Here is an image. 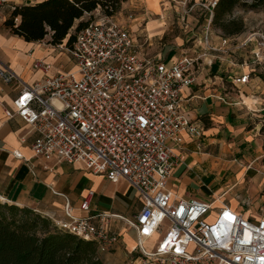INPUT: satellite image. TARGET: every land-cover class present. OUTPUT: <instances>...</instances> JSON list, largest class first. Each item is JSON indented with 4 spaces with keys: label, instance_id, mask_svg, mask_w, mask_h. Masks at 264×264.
I'll return each instance as SVG.
<instances>
[{
    "label": "built area",
    "instance_id": "built-area-1",
    "mask_svg": "<svg viewBox=\"0 0 264 264\" xmlns=\"http://www.w3.org/2000/svg\"><path fill=\"white\" fill-rule=\"evenodd\" d=\"M217 1L209 3L210 17ZM203 41L211 49L207 37ZM250 41L254 59L263 60L264 33L249 35L245 43ZM143 43L102 16L76 31L71 48L56 46L75 72L60 68L27 86L9 68H0V85L20 86L13 106L37 134L31 146L36 157L78 163L111 183L125 181L142 203L132 219L104 213L74 218L67 206L70 221L55 224L92 242L98 255L117 243L109 228L116 219L137 235V264H264V204L259 217H243L224 203V195L183 199L167 189L180 161L173 149L182 143L181 133L197 132L180 103L181 90L194 84L200 58L152 59L142 52ZM33 69L46 72L50 65L36 60ZM91 198L92 192L83 197L81 211L89 210ZM157 235L145 247L143 241Z\"/></svg>",
    "mask_w": 264,
    "mask_h": 264
},
{
    "label": "crops",
    "instance_id": "crops-1",
    "mask_svg": "<svg viewBox=\"0 0 264 264\" xmlns=\"http://www.w3.org/2000/svg\"><path fill=\"white\" fill-rule=\"evenodd\" d=\"M40 1L0 2V68H9L27 86L54 76L60 68L75 71L70 57L59 48L44 40L26 42L5 29L13 6ZM209 1L156 0L157 12L153 13L148 6L152 0H126L110 19L145 41L141 50L147 57L165 61L183 55L200 58L194 84L181 90L180 103L197 132L181 133L182 143L173 149L180 161L169 175L167 189L183 199L211 201L224 195V203L234 212L256 217L244 213L241 205L259 209L264 204V59H254L252 41L233 46L237 38L213 34L210 18L204 24L194 19L197 6L204 7ZM95 16V21L102 18L99 10ZM174 16L180 31L170 26ZM240 49L244 52L236 53ZM36 60L50 69L34 70ZM19 89L17 84L0 85L1 202L31 209L54 223L70 221L64 214L67 206L74 218L104 213L132 219L142 203L125 181L111 183L78 163L34 155L31 146L37 134L16 115L13 106ZM6 111L13 115L7 117ZM88 192L92 198L89 210L83 212L79 205ZM244 192L261 196L249 206L247 200H239ZM109 228L117 234V243L98 258L104 264H137L135 231L116 219L110 220ZM157 238L143 243L151 248Z\"/></svg>",
    "mask_w": 264,
    "mask_h": 264
},
{
    "label": "trees",
    "instance_id": "trees-1",
    "mask_svg": "<svg viewBox=\"0 0 264 264\" xmlns=\"http://www.w3.org/2000/svg\"><path fill=\"white\" fill-rule=\"evenodd\" d=\"M126 0H41L32 5L12 7L4 27L26 42H41L71 48L76 31L92 22L93 12L112 17ZM238 4V0H218L211 23L220 22ZM264 0H254L256 8ZM88 21H83L84 16ZM17 19V21H16ZM240 32L236 27L229 35ZM0 264H104L92 242L78 239L58 227L51 219L31 209L0 201Z\"/></svg>",
    "mask_w": 264,
    "mask_h": 264
},
{
    "label": "rangeland",
    "instance_id": "rangeland-1",
    "mask_svg": "<svg viewBox=\"0 0 264 264\" xmlns=\"http://www.w3.org/2000/svg\"><path fill=\"white\" fill-rule=\"evenodd\" d=\"M213 1L210 0L209 3ZM254 0H238V4L237 6L228 14L224 15L220 22L218 23H211V17L209 12L207 11V8H209V3L208 5H205L204 7L201 5H198V9L194 11V13H192V16L194 17L195 20L198 21L199 24H204L205 20L208 21V19L210 18V30L213 31V34H217L220 36H234L235 38H237L234 42L233 46H237L238 44H240L241 42H244L249 35L253 34V33H264V5L256 7V8H252L250 5L253 3ZM172 4H174V2H171ZM205 4V2H204ZM186 5H188L186 3ZM100 13V12H99ZM101 15V14H100ZM213 15V12H212ZM98 16H95V12H93L92 16L90 17V20L95 21L97 19ZM83 21H88L89 20V16L85 15ZM176 17L174 16L173 18V23L170 26L173 28V30H177L180 31V29L176 28ZM236 27H240V32H238L237 34H233V35H229L226 32H230L231 30L235 29ZM50 36L47 35L44 39L45 43L47 44V42L49 41ZM251 43H254V41H252ZM57 50V49H56ZM65 54H67L65 51H63ZM241 52L243 53L244 50L240 49L239 51H236V53ZM75 72V71H74ZM239 200H247L250 205H252L254 202H256L255 200L259 199V197L261 196L260 193H249V192H244L242 195H239ZM241 209L243 210L244 213L251 212L255 215H257V217L260 216V214H262L261 210L259 209H254V208H249L246 205H241ZM145 247L149 248V245L145 244Z\"/></svg>",
    "mask_w": 264,
    "mask_h": 264
},
{
    "label": "bare ground",
    "instance_id": "bare-ground-1",
    "mask_svg": "<svg viewBox=\"0 0 264 264\" xmlns=\"http://www.w3.org/2000/svg\"><path fill=\"white\" fill-rule=\"evenodd\" d=\"M149 9L153 12V13H156L157 12V2L156 0H152V2L149 3ZM0 201H3L0 199ZM217 201H220V199H217ZM218 203V202H216Z\"/></svg>",
    "mask_w": 264,
    "mask_h": 264
}]
</instances>
